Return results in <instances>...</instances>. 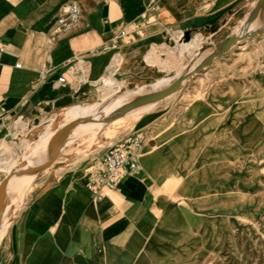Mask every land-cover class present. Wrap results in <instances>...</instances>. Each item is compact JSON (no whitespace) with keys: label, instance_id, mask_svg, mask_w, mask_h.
Wrapping results in <instances>:
<instances>
[{"label":"rangeland","instance_id":"374dc122","mask_svg":"<svg viewBox=\"0 0 264 264\" xmlns=\"http://www.w3.org/2000/svg\"><path fill=\"white\" fill-rule=\"evenodd\" d=\"M70 1L84 7L103 0L2 3L6 6L4 12L15 7L22 17L21 24L32 27L48 44L57 18ZM203 2V6L212 7L211 0ZM47 11L51 16L44 21ZM197 32L201 31L181 41L194 40ZM172 34L167 41L153 44L145 56L153 46L175 45ZM202 34L204 40L193 59L185 56L180 70L163 69L159 63L155 64L159 68L152 67L153 72L146 77L129 78L121 60L116 76L124 82L117 91L120 94L110 102L101 100L113 86L110 82L107 89H100L101 83L87 84L80 89L76 101L57 109L43 102L36 116L26 114L34 121L41 120L43 108L49 119L28 133L22 131L29 141L27 147L22 148L18 141L21 148L14 170H0V187L12 185L13 191L16 185L25 189L19 203L13 206L8 224L15 221L18 212L24 213L31 192L40 183L51 180L53 189L58 179L65 177L79 176L88 181L90 171L100 165L99 152L104 145L139 135L143 150L139 152L138 174L151 180L160 207H152L157 218L153 234L139 239L137 250L125 253L123 263L155 264L159 258L156 247H160L162 255H168L170 246L175 251L168 255L170 264H264V0H250L215 38ZM231 35L234 39L227 45ZM158 48L159 55L165 54V60L159 56L163 66L165 62L179 61L177 53L160 54ZM195 48L184 52L188 54ZM108 52L121 55L118 50ZM174 82L177 87L173 90L154 95ZM128 92L145 99L132 105ZM108 102L107 119L97 114V124H92L91 119L84 123L90 128L87 131L57 135L78 130V121L87 117L86 112L79 114L74 123L60 118L69 109L104 108ZM134 111L141 114L134 118L128 115ZM16 116L6 123L12 124ZM51 135H56L59 142L55 150H51V141L42 143ZM76 135L80 137L67 142ZM12 139L15 137L8 140ZM38 145L41 149L37 151ZM22 164L28 177L26 172L24 176L19 173ZM7 234L8 230L3 234L0 231V241Z\"/></svg>","mask_w":264,"mask_h":264},{"label":"crops","instance_id":"0c3cea01","mask_svg":"<svg viewBox=\"0 0 264 264\" xmlns=\"http://www.w3.org/2000/svg\"><path fill=\"white\" fill-rule=\"evenodd\" d=\"M2 1L0 133L4 134L0 143L12 136L22 144L26 140L22 131L28 133L49 119L43 108L41 120L30 118L37 115L34 113L43 102L57 109L76 101L80 89L87 84L101 83L100 89H107L109 82L122 84L124 80L116 76L121 60L129 78L146 77L153 72L152 67L159 68L146 61L151 50L146 56L145 53L153 44L167 41L172 32L174 40L180 32L182 49L188 51L196 47L198 35L203 40L202 33L215 38L250 3L211 0V7L203 6L204 0L98 1L82 7L75 25L54 34L53 40L48 36L46 44L32 27L21 24L22 17L15 7L4 12L6 6ZM50 16L47 11L43 20L49 21ZM120 29L126 34H119ZM196 31L201 32L196 33L194 40L181 41ZM165 46L176 44L157 46L165 49L160 54L167 52ZM108 50H118L121 55ZM162 55L165 54L159 56L165 60ZM17 62L20 65H15ZM59 75H64V82L58 80ZM15 116L12 124L6 123ZM79 137L71 136L67 142ZM0 157L5 155L0 152ZM148 179L138 174L125 176L116 187L103 189L98 198L88 189L86 179L79 176L58 179L59 184L53 189L51 180L40 183L31 192L24 213L18 212L7 236L0 241V264H124L125 253L133 254L139 239L150 237L157 224L152 207L160 204ZM168 250V255L175 254L170 246ZM156 251L159 258L155 264H170V258L162 255L160 247Z\"/></svg>","mask_w":264,"mask_h":264},{"label":"bare ground","instance_id":"6f19581e","mask_svg":"<svg viewBox=\"0 0 264 264\" xmlns=\"http://www.w3.org/2000/svg\"><path fill=\"white\" fill-rule=\"evenodd\" d=\"M66 9H67V5H65L63 7L61 14ZM180 35H181V33L178 32L174 36V40H175L176 46H174V47H170V46L169 47H166L165 46L166 47V51H169V52H173V53H177L178 54V58H179L178 60L179 61H176V62H168V63L165 62L164 66H163L162 65L163 63L161 61V58L159 57V54H158V49L159 48L154 46L152 48V50L149 52V54L147 55V62L150 63V64H159V63H161L160 68H163V69L180 70L183 67V63H181V60H183L185 58V56H188L189 57V60H192L193 59V54L195 52H197V49L200 47L201 41L203 40L202 37H201V35H198V43L196 45L197 48H195L192 52H190L188 54H185L184 50L182 49L183 48L182 47L183 45H182V43H180V40L178 39V37ZM51 38H52V40L54 39V34L51 36ZM161 50L162 51L163 50L165 51V49H160V51ZM64 81H60V82H64ZM120 85L121 84L118 83V84H114L113 86H111V89H109L107 92H105L101 96V100L102 101H105V102L106 101H109L110 102L112 100V98H114L115 96H117L118 94H120L121 91L117 92L119 90V88H120ZM126 96H128L130 98L132 105L138 104L139 102H141V101H143L145 99V97L139 96V95H137V94H135L133 92H128L126 94ZM109 102L107 103V105L104 108H102L100 106H95V107H89V108H86V109H79V110H73L72 108L69 109L65 113V115L63 117H61L62 115H60V118H63L64 120L71 121L72 123H74L75 121L78 120V118H79L78 115L79 114H83V113L86 112L87 113V117L84 118V119H80L78 121V130L69 131L67 133L58 132L57 135H73L72 133H79V132L87 131L90 128H89V126L88 127L87 126L84 127V123L86 121H89L91 119V120H93L92 124L93 123H96L97 124V122H99V119H97L95 117L97 114H99L102 119H107L109 117V115L106 112V109H107V106H108ZM93 109H95V111H92ZM140 114H141V112L134 111L132 113H129L128 115L134 118V117L139 116ZM55 116H56V119L57 120H60V118H59V116H57V114ZM42 122L38 123L35 126V128L41 127L42 126ZM21 126H23V125H21ZM136 136L139 137V135H136ZM48 141H51L52 148L59 147V142L57 141V136L56 135H51L46 140H43L42 139V143H45V142H48ZM28 143H29V141L28 140H25L24 144L22 145V148H26L27 145H28ZM20 148H21V144L18 141H16L15 139H12V140H7L5 138L2 139V141L0 143V152H2V154L5 155V157H3V158L0 157L1 158L0 159V169H2L3 171H5L7 173H11L14 170V168H15V160H16L17 154H18V153L14 154V152L15 151H18ZM40 149H41V146L38 145L37 151L40 150ZM140 150H143V143H142V145L138 149V155H137L138 161H139V152H140ZM36 155H41V154L36 153ZM30 158H32V157H30ZM139 165H140V162H139ZM99 166L100 165L94 167L93 170L90 171V173L91 172L93 173L95 171V169L97 167H99ZM152 167H153V164H151L149 166V168H152ZM139 171H140V167H139V170H137L135 173L129 174L127 176L135 175V174L137 175ZM25 172H26V169H25V167H23V164H22L19 167V173H21L24 176L25 175ZM26 174H28V173L26 172ZM28 176H29V174L27 175V177ZM11 186L12 185H9L8 187H5L3 185V186L0 187V228H1L0 231H1V234H3L4 231L7 230L8 225H10V224H8V221L7 220L12 215L13 208H14L13 206L16 205L17 203H19V198L22 197V195L24 194V190H25V189H23L21 187H17L15 185L14 186V189L12 191L11 190Z\"/></svg>","mask_w":264,"mask_h":264},{"label":"built area","instance_id":"2783aa9c","mask_svg":"<svg viewBox=\"0 0 264 264\" xmlns=\"http://www.w3.org/2000/svg\"><path fill=\"white\" fill-rule=\"evenodd\" d=\"M82 14V5L76 1H70L67 9L57 18L55 33L71 29ZM124 30L120 29L119 34ZM15 65H20L19 62ZM64 75H59L58 80L64 81ZM142 145V139L136 135L116 140L107 144L100 153V166L90 174L87 181L88 189L93 196L98 198L103 194V189L114 188L125 176L139 170L138 149Z\"/></svg>","mask_w":264,"mask_h":264},{"label":"water","instance_id":"95a60500","mask_svg":"<svg viewBox=\"0 0 264 264\" xmlns=\"http://www.w3.org/2000/svg\"><path fill=\"white\" fill-rule=\"evenodd\" d=\"M103 13H104V14L106 13V5L103 6ZM233 39H234V36L231 35V36L227 39V45H228L230 42H232ZM176 87H177V82H174V83L169 84V85L163 87L162 89L156 91V92L154 93V95L159 96V95L165 94V93H167V92L173 90V89L176 88Z\"/></svg>","mask_w":264,"mask_h":264}]
</instances>
